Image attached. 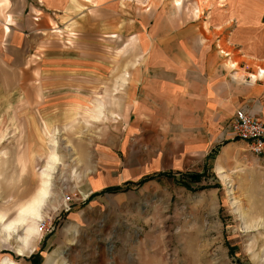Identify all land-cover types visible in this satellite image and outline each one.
I'll return each instance as SVG.
<instances>
[{"label": "rangeland", "instance_id": "374dc122", "mask_svg": "<svg viewBox=\"0 0 264 264\" xmlns=\"http://www.w3.org/2000/svg\"><path fill=\"white\" fill-rule=\"evenodd\" d=\"M128 1L118 3L119 30L114 42L104 26L102 46L97 43L96 48L83 50L69 43L71 49L63 51L68 57L100 60L101 66H70L63 75L55 74L52 85L45 67L40 72L39 65H32L36 52L26 51L25 57L32 59H25L23 68L31 74L17 70L15 77L16 84L23 79L29 96H15L14 75L7 76L8 91L0 89V210L12 217L0 214L6 220L13 218L37 194L41 172L50 161L42 206L50 209L44 216L55 228L34 237L40 240L54 231L58 235L52 246L35 250V244L33 257L26 256L29 252L18 255L15 235L11 239L3 235L1 223L0 260L8 257L19 264H264V155L251 153L245 142L215 140V162L193 172L204 174L198 181L187 180L186 187L161 178L135 189L131 198L110 196L83 209L80 202L72 218L67 216L72 201L63 200L54 208L65 193L74 196L79 191L84 159L93 156L90 151L109 127V119H99L115 109L107 93L115 80H120L117 89L124 91L121 82L146 68L139 66L142 58L159 56L158 51L142 48L149 15L162 10V23L168 24L176 12L186 15L187 10H199L202 15L207 9L206 4L196 6L191 0ZM191 21L181 17L178 23L184 26ZM99 89L104 90L101 100L107 107L95 120V107L104 108L94 97ZM123 100L119 98L120 103ZM6 122H25L34 129L9 130ZM52 155L57 161H51Z\"/></svg>", "mask_w": 264, "mask_h": 264}, {"label": "crops", "instance_id": "0c3cea01", "mask_svg": "<svg viewBox=\"0 0 264 264\" xmlns=\"http://www.w3.org/2000/svg\"><path fill=\"white\" fill-rule=\"evenodd\" d=\"M191 1L207 9L202 15L199 10H187L186 15L175 11V20L167 21L174 22L171 26L162 23V10L148 16L142 48L159 56L142 58L139 66L146 68L121 82L124 91L115 80L107 92L115 109L99 119H109V127L90 151L93 156L84 159L70 218L80 202L83 209L110 196L131 198L145 183L177 180L213 165L215 140L244 142L230 137L236 109L264 120V77L257 74L264 69V0ZM119 2L129 1L0 0V89L6 93L7 76L17 77V70L31 74L23 68L32 59L25 57L26 51L36 52L32 65H39L40 72L45 67L52 85L55 74L63 75L70 66H101L100 60L68 57L63 51L71 49L69 43L83 50L102 46L104 26L114 42ZM181 17L192 21L179 25ZM16 77L11 87L15 96H29L23 79L16 84ZM103 91H94L101 102ZM119 98L124 100L120 103ZM6 124L9 130L34 129L25 122ZM63 202L61 198L54 208ZM48 209L42 206L44 218ZM57 236L54 231L40 240L34 237L33 249L35 244V250L52 246ZM33 249L26 256L33 257Z\"/></svg>", "mask_w": 264, "mask_h": 264}, {"label": "bare ground", "instance_id": "6f19581e", "mask_svg": "<svg viewBox=\"0 0 264 264\" xmlns=\"http://www.w3.org/2000/svg\"><path fill=\"white\" fill-rule=\"evenodd\" d=\"M102 108L103 106L100 104L95 107L93 116L95 120L102 116ZM51 161H57L55 155H52ZM48 163L50 164V161ZM49 164H46L45 169L41 172V183L37 194L30 198L26 204L21 205L13 218L6 220L5 215L0 214V222L2 223L1 231L8 239H11L12 235H15V240L18 243L15 252L18 254H26L27 252L30 253L33 249L32 238L37 234V221L43 218H41V207L48 193L49 178L47 176L51 167ZM19 229L23 230V235H18ZM0 263L19 264L8 257H3L0 260Z\"/></svg>", "mask_w": 264, "mask_h": 264}, {"label": "built area", "instance_id": "2783aa9c", "mask_svg": "<svg viewBox=\"0 0 264 264\" xmlns=\"http://www.w3.org/2000/svg\"><path fill=\"white\" fill-rule=\"evenodd\" d=\"M257 74L264 77V69L259 70ZM229 128L231 139L244 141L249 151L255 155H264V120L241 109H236L230 121ZM63 200L70 202L73 200V196L65 193ZM49 220L43 217L37 221V230L39 233H48L55 228L52 221Z\"/></svg>", "mask_w": 264, "mask_h": 264}, {"label": "trees", "instance_id": "16d2710c", "mask_svg": "<svg viewBox=\"0 0 264 264\" xmlns=\"http://www.w3.org/2000/svg\"><path fill=\"white\" fill-rule=\"evenodd\" d=\"M214 154H215V151H214ZM203 174L204 173H188V174H186L184 176V178L186 180L182 177L183 179H180V178L177 179V183L186 187V186L189 185L188 184L189 183L188 181H198V180L201 179V177H202Z\"/></svg>", "mask_w": 264, "mask_h": 264}]
</instances>
